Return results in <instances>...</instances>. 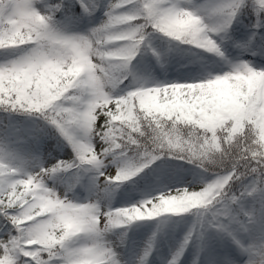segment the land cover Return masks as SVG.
Instances as JSON below:
<instances>
[{
    "label": "snow or ice",
    "instance_id": "1",
    "mask_svg": "<svg viewBox=\"0 0 264 264\" xmlns=\"http://www.w3.org/2000/svg\"><path fill=\"white\" fill-rule=\"evenodd\" d=\"M75 3L42 11L44 0H0V52L13 57L0 62V110L44 121L74 154L30 171L21 141L0 137V216L12 225L0 236V264H121L109 232L189 213L197 225L169 264H180L193 237L209 231L224 249L221 264H264V67L241 61L200 80L113 94L153 31L224 57L221 42L239 16L264 27V0H112L105 21L84 34L62 29L56 13L67 8L82 18L101 3ZM237 47L264 56V34ZM129 152L144 159L120 166L115 157ZM164 157L211 178L107 210L99 201L74 202L48 183L69 169L94 170L115 188ZM249 199L259 208L247 209ZM153 248L154 237L140 264Z\"/></svg>",
    "mask_w": 264,
    "mask_h": 264
},
{
    "label": "rangeland",
    "instance_id": "2",
    "mask_svg": "<svg viewBox=\"0 0 264 264\" xmlns=\"http://www.w3.org/2000/svg\"><path fill=\"white\" fill-rule=\"evenodd\" d=\"M103 7L95 11L91 16L80 18L79 11L74 17L65 18L58 25L70 32L84 34L92 28L98 27L106 19V9L112 0H99ZM194 3H206L207 0H193ZM75 0H70V4ZM48 0L43 5H37L42 11H46ZM79 4L75 8L79 10ZM218 42H220L218 40ZM243 43V42H240ZM233 39H225L221 42L224 57L208 53L203 49L185 51L177 48L172 50L161 40L155 39L154 45L143 56L136 58L131 66L132 77L136 80L135 86L114 89V95L126 94L141 84L153 86L158 83L190 82L200 80L209 75L223 74L231 67L241 61H252L255 65L264 67V56L253 55L251 51L237 47ZM257 45L259 43H256ZM255 47V46H254ZM12 56L1 57L4 62ZM0 137H11L19 139L25 154L32 156L31 165L28 170H38L39 166H48L56 160H68L74 157L71 147L67 141L45 122L36 118H24L16 121L8 119L5 113L0 112ZM39 152H36V145ZM39 155L40 159L35 156ZM110 159H113L110 157ZM115 160H117L115 158ZM120 166H124L121 160H117ZM109 168L116 164H109ZM205 182V174L200 169L183 170L181 168H170L161 177L155 178L151 189L145 197L139 195H126L117 192L116 188L106 186L103 176L96 171L74 170L68 174L59 173L54 179L49 180V186L55 187L58 192L67 193L69 199L77 203L99 201L102 208H120L139 204L145 199H151L162 192L177 187H189ZM259 208V204L249 199L246 208ZM4 218L0 216V229ZM195 223L186 225H174L169 229L165 225V217L153 220L137 221L127 228H119L109 232L106 240L115 247L120 254L121 264H140V258L147 248L148 241L154 237V248L147 259V264H169L175 252L183 243L185 236L193 229ZM259 226H257V232ZM5 234L0 231V236ZM78 243H82L78 241ZM224 249L219 243L217 234L209 231L203 240L194 236L187 245L180 264H221ZM246 259V257L242 258Z\"/></svg>",
    "mask_w": 264,
    "mask_h": 264
},
{
    "label": "trees",
    "instance_id": "3",
    "mask_svg": "<svg viewBox=\"0 0 264 264\" xmlns=\"http://www.w3.org/2000/svg\"><path fill=\"white\" fill-rule=\"evenodd\" d=\"M51 5H55L61 2V0H48ZM64 3L66 5L70 4V0H64ZM102 7V5H101ZM74 17L71 11H69L67 8L65 10L57 12L56 13V20L57 22H62L65 18ZM257 23L255 16H247V15H241L237 18L236 21L233 22L231 29L229 30L228 36L236 41L237 43L245 42L249 39V37L252 36L253 33H261L264 34V27L256 28L254 25ZM155 39L161 40L164 44L170 45L174 50L177 48L185 49L187 51L189 50H196L197 48H194L190 45L181 44L176 41L170 40L168 37H165L163 34L158 32H152L148 40L146 41L145 45L142 46L140 53L136 56V58H139L144 53L148 52V50L153 46ZM256 43H260L259 40H257ZM1 57H8L12 56L11 53H4L0 52ZM135 58V59H136ZM135 59L131 62L129 69L125 70L126 74H128L127 80H125L122 84H119L120 88H127L134 85V82L132 80L131 76V66L135 62ZM0 112L5 113L8 117L14 118V117H20V118H32L27 115H23L20 113H8L0 110ZM117 160H121L124 165H132L136 166L138 163L144 159L142 155L138 156L134 152H129L126 155H117L115 157ZM171 166H178L181 167L184 170H194V169H200L204 172L203 169L198 168L195 164L189 163L186 160H174L170 159L168 157H164L161 160H157L154 164H151L148 168H145L143 172H141L138 176L134 177L132 180L127 181L123 184H120L117 186V191L120 192H126L131 193L132 195H140L144 196L146 195L149 190L151 189V185L153 183V180L156 177H160L164 171L168 170ZM75 169H69L68 171L62 172L63 173H70L74 171ZM205 174V182L211 178L210 173ZM248 202V201H247ZM246 202V203H247ZM198 218L192 214H184L181 216H170L166 217V221L169 226H173L176 222L180 223L181 225H185L188 223H195L197 222ZM2 228L5 229L4 234H6L7 229H12V225L10 223H7L5 220H3ZM116 230V229H114ZM112 230V231H114Z\"/></svg>",
    "mask_w": 264,
    "mask_h": 264
}]
</instances>
